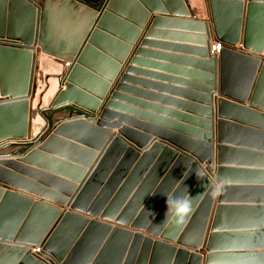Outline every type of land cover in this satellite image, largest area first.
<instances>
[{
    "label": "water",
    "instance_id": "obj_1",
    "mask_svg": "<svg viewBox=\"0 0 264 264\" xmlns=\"http://www.w3.org/2000/svg\"><path fill=\"white\" fill-rule=\"evenodd\" d=\"M107 1L92 10L81 38L64 40L49 32L42 7L32 0H0V141L18 140L19 146L5 153L14 144L10 140L0 143V264H203L204 255L205 264L231 258L262 260L246 264H264V202L233 201V192L254 189L236 187L228 178L231 173L251 171L241 168H252L232 164L230 153L264 157V0H209L210 24L152 18L130 65L144 64L139 57L149 53L143 48L158 46L151 39L175 35L160 30L178 25L182 30L193 27L201 34L195 36L196 49H184L200 54L203 61H186L207 68L206 73L184 72L205 78L206 85L198 86L202 93L185 94L206 101L186 99L181 103L204 110V119L182 110L185 113H175V117L185 119L181 121L184 125L163 127L157 126V117L130 107V103L140 105L139 101L125 95L139 94L127 83L142 84L130 74L146 73L126 67L112 93L106 98L100 95L102 106L78 86L76 79L89 69L92 53L108 38L103 26ZM80 3H72L71 17L76 18ZM18 17L25 22L4 29L5 19ZM210 25L216 42L223 45L219 56L211 52ZM179 35L182 40L192 37ZM53 41L58 47L51 46ZM64 42L67 44L60 47ZM120 47L113 73L125 63L129 51L124 44ZM41 52L59 59L63 66L59 75H53L58 90L48 108L35 107L40 87L37 53ZM15 68L21 77L13 80ZM183 83L194 87V83ZM46 110L52 115L46 116ZM60 110L67 117L55 121L53 112ZM38 117L45 125L32 135ZM190 121L195 122L194 129L187 126ZM228 131L243 133L250 140L234 143L226 138ZM158 152H163L166 163L157 175H153L155 167L145 176ZM174 160L144 213L153 204L188 197L194 199L190 215L177 224L166 203L160 215L166 213L161 229L154 228L157 223L133 221V213L148 200ZM127 200L129 205L121 214ZM236 213L249 219L239 223L227 219ZM170 218L174 221L169 224ZM188 220L182 236L153 235L162 233L168 224L166 233L179 234ZM230 240L242 244L229 248L226 241ZM35 248L42 250L37 255L41 259L32 253Z\"/></svg>",
    "mask_w": 264,
    "mask_h": 264
},
{
    "label": "crops",
    "instance_id": "obj_2",
    "mask_svg": "<svg viewBox=\"0 0 264 264\" xmlns=\"http://www.w3.org/2000/svg\"><path fill=\"white\" fill-rule=\"evenodd\" d=\"M74 1L76 0H32L34 5L42 7L43 15H46L47 26H49L48 28L50 29L49 32L52 33L55 38L57 36V39L61 38L64 40L69 39L70 36L75 37L76 40L81 38L86 30L87 22L89 20L88 18L93 13L92 10L97 7L102 0H81V7L76 12V18L71 17L70 14L72 12V9L74 8L72 7V3ZM105 11V14H107V20L103 26L105 27L106 31L104 33L108 38L107 40L104 39V43H102L100 47L95 46L98 52L92 53V56L88 62L89 69L86 68L87 71H85L84 75H81V78L76 79L78 81L77 83L80 89L85 91L87 94L92 95L91 97L93 99H97V101L100 99L101 94H104L103 96H105L106 98L107 95L112 93V91L114 90L126 67L131 66L136 69V71H141L142 73L146 74H130L131 78L142 81V84L140 85H136L133 82L127 83L128 87L137 89L139 91V94H125L129 98L139 101L140 105L130 103V107L139 109L147 115H153L154 117H157V126L160 127H163V124L184 125L181 121H184L185 119H182V117L179 116L175 117V113H185L182 110H188L193 113V115H190H195L194 117H200L201 119H204V110L190 106L186 108V106L181 104L183 101H188L186 99H191L193 101L192 103L206 101V99L202 96H188L185 94L191 93L193 91V93L196 94L202 93L199 91L198 86L206 85L204 77H191L184 73L185 71H198V73H206L205 71L207 70V68L204 66H196L195 64H191L190 62L186 61H203L202 58H198L200 57V54L189 52L184 49L191 47L196 49L197 46L193 45L194 43H196L195 36H199L201 34H199L195 28L187 27L182 30L180 26L172 25L170 27L171 30L161 29L160 31L162 32L171 31L172 34L175 35L169 36L167 38L158 37L156 39H151L150 41L152 43H156L158 46L143 48L146 53H149L147 55L139 57V59H141L144 64L132 66L129 63L133 58L137 57L136 50L138 49V45L140 44V42L144 40L146 32L150 26V21L153 17L162 16L168 18L193 20L210 24L211 15L209 0H110ZM23 22H25V20H23L22 17H18L14 21L5 19L4 29H7L10 26H20ZM209 32L211 37L210 43L212 46L214 43H216V40L211 25L209 27ZM179 34L189 35L192 37H188L185 40H182ZM65 44L67 43H61L60 47ZM123 44L129 47V51L125 58V63L120 65V69L118 70V72L113 73L115 68L114 64L119 60L120 54L122 53L120 45ZM166 45L170 46L166 47ZM51 46H54L55 48L58 47V42L53 41ZM239 47L240 44L237 45V48ZM37 63L40 65L39 71H36V77L38 78L40 87L35 99V107L38 105V102L42 104L44 96L47 95L49 90L51 89L50 84V87L48 86L46 90L43 91L44 78L50 76L49 79H55L53 78V75H59L63 69V66L59 63V59L43 52L37 53ZM18 69H14L13 73L11 74L12 79L21 77ZM149 74H153L154 76H149ZM106 81H108V85L106 87V90L104 91L105 86L103 85V83H106ZM183 82L194 83V87L193 85H187ZM192 88L197 90H193ZM55 90H58V86H55ZM217 98H219L218 95L215 96V99ZM99 102L102 106L104 100H99ZM45 114L46 116L51 115L49 110H46ZM217 115L218 109L215 108L216 146H218ZM62 119L54 117L55 121ZM194 125V121H190L187 124L188 127L192 128L194 127ZM43 127H41L40 129L35 128V130L34 128H32V135L38 133V131ZM200 129L204 128L202 127ZM112 133L117 134L118 131L112 130ZM225 136L228 140H231L234 143H246L250 140L249 136L238 131H228L226 132ZM8 140L4 139L1 141L5 142ZM1 141L0 143H2ZM18 148L19 146H13L7 149L5 153L14 151ZM162 156L163 152H158V154L154 157V160L146 169L145 176L149 175L155 167L156 169L153 175H157L160 172L167 160L164 156ZM229 157V160L232 164L252 167L241 168L251 169V171L249 170L247 172L231 173L229 175L228 178L230 179L231 183L235 184L234 186L254 189V191L250 192H233L231 195L233 201L264 202V191H255V189H264V157L241 153H230ZM160 159L162 160L161 163L156 166ZM175 162L176 161L174 160V162L170 164L171 166L168 167V170L163 173L162 178L157 182V184H155L148 200H146V202H144L141 207L133 213V221L139 220L142 223H157L156 227L154 228L161 229L160 223L166 220V218L164 217L166 213L162 217H160V215L167 201L162 204H153V207H151V210H149L148 213H144V210L150 204V200L159 190L162 182H164L165 178L170 173ZM137 164L138 162L133 166L130 172H128V176L126 177L127 179L134 172ZM140 172H142V169L140 170ZM147 189H150V185H147ZM115 197L116 196H113L111 198L109 204L115 199ZM129 202L130 200H127L123 208L119 210L121 214L123 213V210L129 205ZM133 210L134 208L132 207L131 212H133ZM227 219H233L234 221H237V223H239L248 220L249 217L244 216L242 213H236L232 217H227ZM173 221L174 218H170L167 222L170 224ZM189 221L190 220H188L187 224L181 228V232L179 234H174V232L166 233V231L169 230L168 224L167 226L162 227V233L153 235H156L158 238L161 236H182V233L187 229ZM173 229H178V226H174ZM145 235L155 237L147 233H145ZM226 242V245H229V248L239 247L242 244L240 240H230ZM205 258L206 257L204 255L203 264H205ZM260 261L262 260L231 258L222 259L220 260L219 264H246L257 263Z\"/></svg>",
    "mask_w": 264,
    "mask_h": 264
},
{
    "label": "clouds",
    "instance_id": "obj_3",
    "mask_svg": "<svg viewBox=\"0 0 264 264\" xmlns=\"http://www.w3.org/2000/svg\"><path fill=\"white\" fill-rule=\"evenodd\" d=\"M192 198L178 197L172 200L167 199V208L171 209L177 224H182L193 210ZM168 215V212H167Z\"/></svg>",
    "mask_w": 264,
    "mask_h": 264
},
{
    "label": "rangeland",
    "instance_id": "obj_4",
    "mask_svg": "<svg viewBox=\"0 0 264 264\" xmlns=\"http://www.w3.org/2000/svg\"><path fill=\"white\" fill-rule=\"evenodd\" d=\"M44 80H45V78H44ZM49 81L51 84V89L49 90L48 94L44 96V100H43L42 104H40L39 102L37 103L38 105H41L42 108L49 107L51 105L49 100L51 98L55 97V95L57 94L56 93L57 91L55 90V86H57L58 81L56 79H50ZM43 84H44V88H43L44 90L43 91H45L47 88V85L45 82H43ZM53 116H55L56 118H59V119H62V118L65 119L67 117V114H64V111L60 110V111L53 112ZM43 126H44V121L41 123V125H38L36 128L40 129ZM34 255L37 256L36 254H34Z\"/></svg>",
    "mask_w": 264,
    "mask_h": 264
},
{
    "label": "built area",
    "instance_id": "obj_5",
    "mask_svg": "<svg viewBox=\"0 0 264 264\" xmlns=\"http://www.w3.org/2000/svg\"><path fill=\"white\" fill-rule=\"evenodd\" d=\"M222 48H223V45L221 43H219V42H216V43H214L211 46V52H212L213 55L219 56L221 51H222ZM8 142H11L10 144H14L12 146H17L16 144H17L18 140H10ZM1 144H3V143H1ZM32 253L38 255L39 253H42V250H39L38 248H35V249L32 250Z\"/></svg>",
    "mask_w": 264,
    "mask_h": 264
},
{
    "label": "bare ground",
    "instance_id": "obj_6",
    "mask_svg": "<svg viewBox=\"0 0 264 264\" xmlns=\"http://www.w3.org/2000/svg\"><path fill=\"white\" fill-rule=\"evenodd\" d=\"M41 57V56H40ZM43 57V56H42ZM49 80L50 79H48V80H44V82L46 83V85H47V87H48V85H50V82H49ZM50 101V100H49ZM49 103V102H48ZM43 122V119H41V118H37V119H35V121H34V123H33V128H34V130H35V128L38 126V125H41V123ZM44 125H45V123H44Z\"/></svg>",
    "mask_w": 264,
    "mask_h": 264
}]
</instances>
